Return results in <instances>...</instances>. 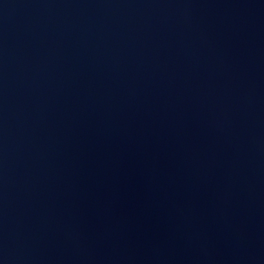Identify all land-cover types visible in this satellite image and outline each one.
Wrapping results in <instances>:
<instances>
[{
	"label": "water",
	"instance_id": "water-1",
	"mask_svg": "<svg viewBox=\"0 0 264 264\" xmlns=\"http://www.w3.org/2000/svg\"><path fill=\"white\" fill-rule=\"evenodd\" d=\"M0 264H264V0H0Z\"/></svg>",
	"mask_w": 264,
	"mask_h": 264
}]
</instances>
